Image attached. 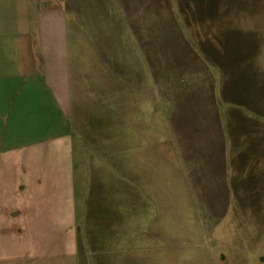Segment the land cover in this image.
<instances>
[{"label":"crops","instance_id":"0c3cea01","mask_svg":"<svg viewBox=\"0 0 264 264\" xmlns=\"http://www.w3.org/2000/svg\"><path fill=\"white\" fill-rule=\"evenodd\" d=\"M145 12L146 0H0V223L13 234L35 238L37 224L67 216L73 141L95 129L100 109L108 158L121 129L125 200L138 191L151 214L158 215L165 142L172 183L210 218L228 224L248 182V191L264 192L263 99L234 96L221 69L212 72L194 51L174 63L177 87L165 93L162 61L155 72L150 66ZM249 81L262 87L258 77ZM86 113L92 118L83 120ZM131 143L142 145L140 180Z\"/></svg>","mask_w":264,"mask_h":264},{"label":"rangeland","instance_id":"374dc122","mask_svg":"<svg viewBox=\"0 0 264 264\" xmlns=\"http://www.w3.org/2000/svg\"><path fill=\"white\" fill-rule=\"evenodd\" d=\"M144 19L154 61L150 66L155 72V60L162 61L165 93L177 87L174 63L193 57L194 51L208 58L212 72L221 69L234 96L257 93L264 101V0H146ZM253 77L263 81L262 87L249 81ZM170 102L169 96L165 123ZM102 110L96 113L95 129L86 127L73 141L76 184L67 216L37 224L36 237L29 239L0 223V264H264V192L248 191L253 189L248 182L228 224L210 218L204 203L172 183L170 143L165 142L158 215L151 214L141 206L138 191L125 200L121 129L109 149L115 158H108V145L101 140L107 121ZM73 124L71 119L69 129ZM127 147L140 180L142 145ZM147 181H152L150 174Z\"/></svg>","mask_w":264,"mask_h":264}]
</instances>
